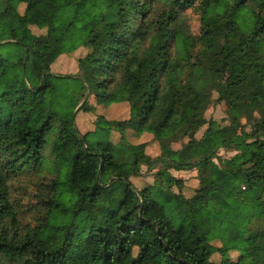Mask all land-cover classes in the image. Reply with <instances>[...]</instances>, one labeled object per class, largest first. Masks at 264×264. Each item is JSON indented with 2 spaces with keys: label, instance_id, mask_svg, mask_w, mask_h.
<instances>
[{
  "label": "trees",
  "instance_id": "trees-1",
  "mask_svg": "<svg viewBox=\"0 0 264 264\" xmlns=\"http://www.w3.org/2000/svg\"><path fill=\"white\" fill-rule=\"evenodd\" d=\"M192 1L0 0V29H9L0 41V264H264V224L251 228L264 222V0H201L197 38L171 11ZM80 48L76 74L52 70ZM58 89L80 105L71 117L53 109ZM214 92L229 125L205 117ZM88 93L97 104L127 102L129 116L98 115L82 133L76 115L95 112ZM129 129L152 133L160 155L129 142ZM50 144L77 203L51 199L50 216L71 211L69 220L47 235L20 233L9 182L43 166ZM244 146L254 148L249 160ZM222 148L238 153L221 158ZM142 166L157 170L139 188L131 178ZM192 169L200 184L188 196L171 170Z\"/></svg>",
  "mask_w": 264,
  "mask_h": 264
},
{
  "label": "rangeland",
  "instance_id": "rangeland-1",
  "mask_svg": "<svg viewBox=\"0 0 264 264\" xmlns=\"http://www.w3.org/2000/svg\"><path fill=\"white\" fill-rule=\"evenodd\" d=\"M25 6L26 5L24 3L20 4L19 11L23 13L25 10ZM162 8H164V5L160 3L157 10L151 17L154 22H157ZM171 11L173 14L176 12L179 14L181 18V26L184 30L189 31L196 38L200 35L202 24L201 0L192 1L190 5L184 8H172ZM32 29L36 34H45L47 32V29H40L36 26H32ZM8 37L9 29L7 27H2L0 29V41H4ZM196 44L199 45L198 42H196ZM72 82L76 83V81ZM71 92L76 93V98L80 97L76 90L72 89ZM56 95L57 97L53 104V109L57 112L71 117L76 112V109H79L80 105L76 107L75 104L70 101L71 97L67 95L65 91L58 89ZM218 97L219 94L217 92H214L212 102L205 113V117L208 120H217L222 126L229 125L230 120L227 111L228 106L224 102H218ZM85 98L89 99L90 101H94V95H91L89 93ZM255 115L256 117H260V114L258 112H256ZM79 121L80 123H84L88 120H85V118L81 117V120ZM243 123H246L245 119H243ZM207 126L208 124L200 128V130L196 134L197 138H200L203 135ZM134 128L143 131L138 124H134ZM246 130L251 131V125H247ZM188 140V138L184 139V141L186 142ZM174 147L178 149L181 147V144L176 143L174 144ZM156 148V145L153 146L151 152L156 151ZM253 151L254 148L251 146H244L242 148V152L246 160H249L251 158ZM236 153H238V151L232 148H222L219 151L220 157L225 159L233 157ZM216 162L219 161L216 159ZM56 168L55 158L51 153L50 144L46 148V159L43 166H41L36 171L25 172L20 176L10 180V199L16 209L18 216V226L16 227V230L18 232L26 233L28 231H35L40 229L43 235H47L53 230L54 225L63 224L69 220L71 211H61L60 209H56L53 213V216H50L51 210L49 201L53 198L61 201L69 209L74 207L77 203L73 196L67 191V186L65 185V183L58 181H63V176H58ZM143 169L145 171L147 167L143 166ZM171 171L177 177L182 178L185 181V194L188 196L193 195L194 190L198 188L200 184L198 170L192 169L188 171ZM55 181H58V183H55ZM92 181L93 179L91 177L87 179L88 183H91ZM142 185L144 186L145 184L142 183L141 186ZM87 223L88 222L85 216L80 215L77 217V228L80 231H83L82 228H84ZM262 224H264L263 221L255 220V222L251 224V228L255 229ZM81 241L82 240L80 238L78 240V243H81ZM214 244L221 245V242L219 240H215ZM237 255H239V252L230 251V256H232L234 259L237 258ZM212 258L214 261L218 262L221 260V256L218 253H216Z\"/></svg>",
  "mask_w": 264,
  "mask_h": 264
},
{
  "label": "crops",
  "instance_id": "crops-1",
  "mask_svg": "<svg viewBox=\"0 0 264 264\" xmlns=\"http://www.w3.org/2000/svg\"><path fill=\"white\" fill-rule=\"evenodd\" d=\"M84 53H85V49L80 48L72 53H66L61 55L58 58V60L52 65V70L56 73H61V74H76L78 70L77 59L81 57ZM89 102L90 104L95 106V112L86 113L80 111L76 115V122L82 133H86L88 131L94 130V122L98 115H104L108 119H122V118H127L129 116V104L127 102L111 103L109 105L97 104L95 97H94V101L89 100ZM77 110L78 108L76 109L75 114L77 113ZM81 117L85 118V120L87 119L88 123L87 122L80 123L79 120H81ZM120 138H121V134L119 132L117 131L112 132L111 140L113 142L115 143L119 142ZM127 139L132 144L147 143L146 153L153 157H157L161 153L159 143L154 139V135L150 132H143L141 134H137L133 129H129L127 130ZM155 145L157 146L156 151L151 152L152 147ZM156 170L157 169L153 171H148L146 169L144 171L142 166L143 175L133 176L131 179L137 187L139 188L144 187L147 184L153 183L154 172ZM142 183H144L145 185L141 186Z\"/></svg>",
  "mask_w": 264,
  "mask_h": 264
}]
</instances>
